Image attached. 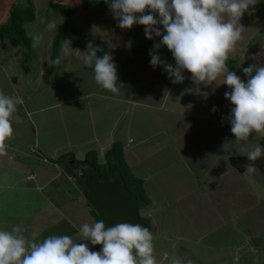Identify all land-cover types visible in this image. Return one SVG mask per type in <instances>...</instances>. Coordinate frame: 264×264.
<instances>
[{
  "label": "rangeland",
  "instance_id": "rangeland-1",
  "mask_svg": "<svg viewBox=\"0 0 264 264\" xmlns=\"http://www.w3.org/2000/svg\"><path fill=\"white\" fill-rule=\"evenodd\" d=\"M49 1L0 0V24L7 20L9 9L13 3L31 5L35 12L33 22L25 25V32L31 38L29 48L12 46L7 40L0 42V90L8 95L19 94L21 96L28 89H34L36 85H40V92L37 94L38 98L35 103L37 96L26 100L23 108L17 106V110H20L21 113L32 110L31 106L40 108L49 99L55 102L71 98L75 93L81 95L94 92L97 89L98 84L94 80L93 72L77 70L81 62L83 63L80 67L85 66L83 58L87 54L86 44L89 41L100 49L97 51L98 57L102 58L105 53L113 57L118 77H120V73H125L129 66L133 44L136 43L134 46H138V49H147L148 52L154 49V44L148 43L149 39L142 44L141 39L143 38L141 37L145 35L144 26L133 25L131 29L118 27V20L113 17L107 0L87 8L81 7L83 0H61L67 6L77 7V11L70 20L66 21V34L73 33L70 34V47L64 44V41L68 40V36L64 34L60 39L58 51H53L51 49V47L53 48V36L61 30L65 18L53 11ZM51 1L60 2V0ZM147 12L148 10L145 14H149ZM50 20L55 21L58 29L47 33V23ZM240 23L247 29L244 38L237 43L235 50L229 54V58H233L231 60L232 71H236L237 75L247 80L241 68L237 67L242 62L243 56L247 58L243 61V67L249 66L248 63L264 64V0H258L256 11L252 15L245 13L241 17ZM132 33L135 34H133L129 45L126 41ZM36 35L42 38L33 46V37ZM155 38L151 40V43H156ZM160 39L159 37V41ZM138 41H140L139 44ZM249 43H255V52L248 53V50H251L248 46ZM165 47H161L159 51L162 53ZM78 49L81 52L77 51ZM57 60L59 63H56ZM65 67L75 69L69 70L73 72V76L62 80L60 75L64 72ZM42 76L45 80L42 79L37 83L36 81ZM72 79L76 81V86L74 85L71 91H67L66 85L73 81ZM123 79L125 80V77ZM59 80L62 84L59 83L60 85L57 87ZM56 87L58 90H55ZM32 101L33 105H31ZM84 104L85 100H79L76 104L71 101L66 107L73 108L77 105L83 111ZM107 107L108 105H105L106 119L103 120V125H110L107 119L111 117V113ZM49 112L51 117L39 129L46 135L49 133L47 135L49 140L48 142L40 140L39 144L47 145L50 152L43 153V150L38 146L37 150L31 151V144L35 141L33 132L21 126H14L12 140L6 141L7 153L0 155V179L7 176L8 182H10L15 179L12 177L14 174L16 178H19V175L29 173L31 168L34 173H39V169L48 168V171L52 172L48 180L56 184L55 187L50 184L54 187L52 189L58 190V186L60 187L63 183L62 188L67 194V200H72L77 198L72 197L73 191L75 194L77 193L76 196H81L78 189L86 194L82 180L84 178H81L79 183L74 177L70 179L68 174L62 172L66 171L65 164L74 159L73 164L76 166L78 160H82L94 151L96 161L101 163L105 160V154L100 159L97 150L92 149L94 148L93 142L82 144V146L69 145L70 152L66 148H57L55 145L61 146L60 140L64 139L63 136H60L62 127L57 121L56 116L59 114H56V108H52ZM36 115L33 114L32 118ZM92 117L94 118V116ZM75 126V122L71 118L69 123L64 124V128L68 127L70 130ZM37 136L41 135L37 133ZM205 136L207 135H201L202 139ZM72 138L70 135L69 139ZM28 143L31 144L28 145ZM18 145L23 146L24 149H17L15 146L18 147ZM176 149L175 147L169 151L170 158H172L169 163L164 161L154 166L145 164L144 167H147V170L143 169L149 175V186L144 188L145 193L147 197H151L150 203L152 201L153 203L150 206H140L138 214L142 220L149 223V229L154 237L153 255L156 257L157 264H171L173 257L178 258L181 264H264V194H262L264 174L262 171L256 170L253 174L248 173L245 169L243 170L242 165L235 166L232 163V161H237L236 158H230L228 165H224L220 169L215 168L212 164L207 165L208 168L204 173H209V175L206 174L207 177H212L219 182L205 185L202 181L195 180L188 168L191 166L194 170H202L201 162L194 165L187 159L190 156L186 154L181 155L182 160L178 157L179 152ZM52 151L60 155L53 157ZM39 152L43 153L47 161L43 158V161H39V156L36 154ZM239 157L241 160L249 161L245 156ZM150 161H145V163ZM56 164H60L61 169L57 168ZM258 164L263 166V160ZM127 165L135 177L140 178L144 174L141 166L137 171L128 163ZM78 166L81 167L79 163ZM15 168L16 171L18 169L16 173ZM20 169L23 173H19ZM56 172L64 178L59 180L57 174L54 176ZM79 172L77 170V174ZM201 172L203 173V171ZM23 183L26 185V189L22 186ZM36 184L38 183L36 182ZM33 186H35L34 181H18L14 186L15 189L5 188L4 191H0V229L11 230L13 226L18 225L23 230L22 234L29 239L35 233L37 242L50 235L80 237L75 223L77 221L73 222L68 217L75 218L81 213H71V209L67 207L64 211H69L70 214L62 215L59 213V207L62 204L56 198L60 193L51 190L50 194L42 195L40 190L33 189ZM80 202L82 201H78L77 204ZM84 207V204L78 206L81 212ZM92 215L96 220V216ZM84 220L80 225L93 223L92 219L85 217ZM81 242L88 243L90 250L95 251L90 242ZM101 247L99 245L100 249Z\"/></svg>",
  "mask_w": 264,
  "mask_h": 264
},
{
  "label": "clouds",
  "instance_id": "clouds-1",
  "mask_svg": "<svg viewBox=\"0 0 264 264\" xmlns=\"http://www.w3.org/2000/svg\"><path fill=\"white\" fill-rule=\"evenodd\" d=\"M107 2L113 17L118 20L119 28L131 29L133 25H142L147 39L162 37L153 48L159 50L166 46L172 53L175 65L163 60L157 51L149 52L150 65L153 68L162 66L172 83H182L186 79L185 71L191 73L194 81L205 85H212L223 77L220 84L227 85L230 89L224 96L234 105L228 117L230 131L238 144H247L253 133L264 135V64L253 63L243 67L245 57H242V62L237 67L247 77L246 82L227 66L229 54L244 38L247 29L240 23L241 17L245 13L252 15L256 11L258 0ZM146 10L149 14H145ZM57 29L54 20L47 23V30ZM41 38L39 35L34 36L33 46ZM64 44L70 47V41L65 40ZM86 48L84 64L93 68L96 83L113 94H119L121 86L118 84L117 66L113 57L108 53L102 58L98 57L97 51L100 49L91 41L86 44ZM212 92L215 93V88ZM23 103L22 97L8 95L0 90V155L7 153L6 141L13 136V121H20L16 114L17 105ZM217 111L216 107L212 108V112ZM223 122L222 117L221 123ZM245 151L247 159L252 162L245 165V170L252 173L256 171L254 162L264 156V147L260 143H254ZM66 174L74 177L70 173ZM78 190L86 199V194ZM22 232L18 225L11 230L0 229V264H157L153 255V234L140 223L123 222L113 226H106L104 220L84 223L80 226L78 238L50 235L39 242L35 233L29 239ZM81 241L102 247L100 251H92L88 243ZM171 264H181V261L173 257Z\"/></svg>",
  "mask_w": 264,
  "mask_h": 264
},
{
  "label": "crops",
  "instance_id": "crops-1",
  "mask_svg": "<svg viewBox=\"0 0 264 264\" xmlns=\"http://www.w3.org/2000/svg\"><path fill=\"white\" fill-rule=\"evenodd\" d=\"M60 2L66 5L64 1L60 0ZM71 17L68 20H70ZM110 23L112 24V21H110ZM160 28L161 31H163L162 26H160ZM47 31V33H50L49 30ZM70 34L72 35L73 33ZM70 34H65L68 36V41L71 39ZM133 34L135 33H132L130 37L127 38L128 41L126 42L129 45ZM144 36L142 35L141 37L143 38L141 39L142 44L147 41V38H144ZM160 38L162 39V37ZM155 40L156 43H159V37H156ZM139 43L140 41H138V44ZM148 43L155 44V42L151 43V40L148 41ZM135 44H133L131 48L130 56L132 58L129 59L127 70L123 74L120 73V77H118V84L121 86L119 94H113L98 85L94 92H88L81 95L75 93L71 98H64L63 100H57L55 102L54 100L49 99L48 102L43 104L40 108L31 106L38 98L37 94L40 92V85H36L34 89H28V91L24 92L21 96L17 94L24 100V103L19 105L21 108H23L26 100L37 96L35 97L34 103L32 101L30 105V109L32 110L25 113H21L20 110H17L16 114L19 115L20 121H13V127L21 126L27 128L35 135L34 143H28V145L31 144L32 146L31 151L37 150L38 146V148L43 150V153L46 151L50 152L47 145L43 146L42 144H39L40 140L48 142L49 139L47 135H49V133L46 135L39 131V129L44 125L46 120L51 117L49 111L52 108H56V114H59V116L56 117L62 127V133L60 136H63L65 139L60 140L61 146H58V144L55 145L57 148H66L67 151H69V145L82 146V144L93 142L94 148L92 149L97 150L96 152L97 154L99 153V158L101 159L104 157V154L113 142L120 141L123 146V153L126 162L132 166V168H136L137 171L141 166L142 171L144 172V170H147V167H144L145 164L148 166H154L164 161L169 163L172 160L169 151L176 147V150L179 152L178 157L182 160L183 157H181V155L186 154L190 156L187 159L194 165L201 162L202 170H194L191 166H188V168L191 171L193 178L202 181L205 185H211L212 183L217 184L219 182L215 181L212 177H207L206 174L209 175V173H204L208 168V164H212L215 168L220 169L224 165H228V159L230 158L239 159V156L246 157L245 149L251 147L254 143H260L261 146L264 147V135H258L255 133L250 136L247 144H238L235 141V137L230 131L231 125L228 120L230 109L234 107V105H232L224 96V93L230 91V89L227 85L220 84L223 77L218 78V80L212 85H205L202 82L194 81L191 78V73L185 71L184 75L186 79L182 83L174 84L169 80L168 75L164 72L162 66L153 68L150 65L151 57L148 50H143L141 48L138 49V46H134ZM77 51L81 52L80 49ZM152 51H157V54H159L163 60L175 65L172 53L166 47L163 49L162 53L155 49ZM249 52L250 50H248V53ZM139 55L140 58H138ZM232 59L229 58L227 61V66L230 71L233 69L231 64ZM244 60H247V58L245 57ZM82 63L83 62H81V64ZM245 63L247 62L245 61ZM81 64H79L77 70L83 69L86 72H93V68L86 65L80 67ZM248 64L250 65V63ZM64 69V72L60 75L62 80L66 79L68 76H73V72L69 70L75 68L70 69L65 67ZM123 77H125V80ZM42 79L45 80L42 76L36 82L39 83ZM241 79L246 82L245 78L241 77ZM72 80L73 81L66 85V88L63 86L67 91H71L72 87L74 85L76 86V81H74V79ZM60 82V80L57 82V87L62 84ZM57 87L55 90H58ZM213 88H215L214 94L212 92ZM205 93H207V95H205ZM79 100H85L83 111H81L77 105L73 108L66 107L71 101L76 104ZM104 102L106 103L104 104ZM105 105H108V111L111 113V117L107 119L110 122V125L102 124L104 122L103 120L106 119ZM189 105H191V107H189ZM213 107H216L218 111L215 113L212 112ZM51 113L54 112L51 111ZM33 114L37 115L32 118ZM92 116H94V118ZM222 117L224 118L223 124L221 123ZM70 118L74 120L76 125L72 130L68 127L64 128V124L69 123ZM37 133L41 136H37ZM70 135L73 137L72 139H69ZM201 135L207 136L202 139ZM15 147L17 149H24L23 146L19 145L18 147ZM43 153H36L37 156H39V161L47 159ZM59 155V153L52 151L53 157H58ZM151 159L152 161H150ZM73 160L74 159H71L67 163H72L71 166H73ZM261 160H263V166L258 164ZM145 161L150 162L145 163ZM254 163L256 170H259V172L262 171V174H264V156H261ZM57 165L58 166L56 167L59 168L60 164ZM30 167L32 166L30 165ZM17 171L15 168V173ZM201 171H203V173ZM62 172L65 174L68 173L65 170ZM19 173H23L21 169ZM51 173L52 172L48 171V168L39 169V173H34L31 168L29 173L19 175V178H16L15 174L12 175L15 179L10 182H8V177L6 176V178L0 179V191H4L5 188H14L18 181H34L35 186L32 188L40 190L42 195L50 194V192H52L51 190L60 193V195L56 197L57 201L62 204L61 207H59V213L62 215H69V211H64L67 207L71 209V213H81L80 216H78L79 218L68 217L70 220H73V222L77 221L75 223L78 230L81 226L80 223L85 221V217L87 219H92L93 223L96 222L95 217L92 215L91 207L88 206L86 199L82 196H76L77 193L75 194V191H73L72 197L77 198L67 200V194L62 188L63 183H61L60 187L58 186V190L52 189L56 184L48 180ZM56 174L58 175V172L54 173V176ZM31 176L35 177L32 178ZM62 178H64L62 175H58L59 180ZM140 178L144 182V188L149 186L148 174L144 172ZM36 182L38 184H36ZM50 184L54 185V187ZM22 186L26 189L24 183ZM262 187L264 188L263 185ZM200 190L202 189L200 188ZM262 194H264V190H262ZM78 201L82 202L77 204ZM152 203L153 201L148 206ZM83 204L85 207L83 212H81L78 206H83ZM94 248L95 251H100L99 245L94 246Z\"/></svg>",
  "mask_w": 264,
  "mask_h": 264
},
{
  "label": "trees",
  "instance_id": "trees-1",
  "mask_svg": "<svg viewBox=\"0 0 264 264\" xmlns=\"http://www.w3.org/2000/svg\"><path fill=\"white\" fill-rule=\"evenodd\" d=\"M104 0H83L81 2L82 8H87L90 5H97L103 3ZM53 8V11L57 14H61L65 19L63 27L60 31L54 34L52 45L53 51L59 48V42L61 37L66 34L67 24L66 21L77 11L76 7H70L61 2L49 1ZM35 18V12L31 5H17L13 3V6L9 9V15L7 20L0 24V42L7 40L8 43L15 47L29 48L31 44V38L27 36L25 32V25L32 22ZM250 51L255 52V43H249ZM56 51V52H57ZM92 157V158H91ZM235 159V158H234ZM233 160V159H232ZM236 162L232 161L235 166L242 165L243 170L245 165L252 163L251 161L241 160L236 158ZM240 161V162H238ZM78 163L81 167L78 166ZM77 165L72 163L65 165V169L74 177H78V183L81 182V178L87 175H91L94 179L99 181L118 179L123 185H125L130 193L135 197L138 208L150 203L149 197H147L144 189V182L141 178L135 177L130 171L127 163L124 159L123 146L120 141H115L111 144L110 148L105 153L104 162L99 163L96 161V153L90 152V155L85 156L82 160H78ZM77 170L81 172V175L77 174ZM80 176V177H79ZM83 180V179H82ZM89 206V205H88ZM91 212L96 216V220L100 221L101 217L93 209ZM150 230V229H149Z\"/></svg>",
  "mask_w": 264,
  "mask_h": 264
},
{
  "label": "water",
  "instance_id": "water-1",
  "mask_svg": "<svg viewBox=\"0 0 264 264\" xmlns=\"http://www.w3.org/2000/svg\"><path fill=\"white\" fill-rule=\"evenodd\" d=\"M83 185L88 204L105 221L106 226L126 222L140 223L149 228V223L139 217L135 197L118 179L99 181L87 175Z\"/></svg>",
  "mask_w": 264,
  "mask_h": 264
},
{
  "label": "built area",
  "instance_id": "built-area-1",
  "mask_svg": "<svg viewBox=\"0 0 264 264\" xmlns=\"http://www.w3.org/2000/svg\"><path fill=\"white\" fill-rule=\"evenodd\" d=\"M78 175H81V172H79ZM70 179H72V177H70Z\"/></svg>",
  "mask_w": 264,
  "mask_h": 264
}]
</instances>
